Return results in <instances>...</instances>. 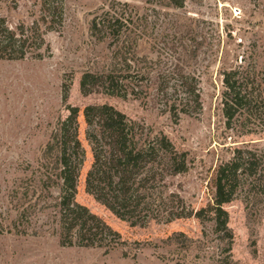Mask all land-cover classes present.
Here are the masks:
<instances>
[{
    "label": "rangeland",
    "instance_id": "1",
    "mask_svg": "<svg viewBox=\"0 0 264 264\" xmlns=\"http://www.w3.org/2000/svg\"><path fill=\"white\" fill-rule=\"evenodd\" d=\"M39 1L2 0L0 13L12 27L29 24L38 14ZM64 1V22L44 35L40 56L0 61V214L7 229L17 215L14 195L40 183L35 169L41 151L69 107L80 110L81 133L83 108L106 104L185 152L188 171L168 178L166 186L188 210L212 203L215 170L242 140L251 139L264 159V134L236 138L221 112L223 71L242 67L264 72V0H181V6L173 0H117L127 2L139 19V55L154 61L156 70L177 66L199 81L202 111L177 121L157 105L152 87L149 97L141 99L81 94L82 74L108 63V41H98L89 28L111 0ZM88 151L75 201L120 233L125 246L111 252L62 247L49 212L37 213L29 231L39 235L0 234V264H264V176L258 184L244 181V189L224 206L230 237L221 238L206 218L131 227L86 193ZM50 193L47 200L58 195L56 188ZM122 249L130 254L124 256Z\"/></svg>",
    "mask_w": 264,
    "mask_h": 264
},
{
    "label": "trees",
    "instance_id": "2",
    "mask_svg": "<svg viewBox=\"0 0 264 264\" xmlns=\"http://www.w3.org/2000/svg\"><path fill=\"white\" fill-rule=\"evenodd\" d=\"M173 3L182 4L181 0ZM37 12L29 24L15 27L0 13V61L40 56L44 35L64 22L65 1L40 0ZM138 23L131 6L117 0H111L93 17L90 33L100 42L108 41L109 59L103 68L82 74L81 94L141 99L149 97L152 87L157 105L172 119L200 114L203 106L198 79L177 66L170 71L156 70L154 61L139 55L143 33ZM154 73L157 77L151 79ZM221 77L226 129L238 139L263 135L264 72L236 67L223 71ZM67 110L68 115L56 123L41 151L35 169L40 183L14 195L16 219L7 229L0 214V234L37 236L36 230L29 231L32 218L49 212L46 214L62 247L111 252L125 246L120 233L75 201L87 149L90 165L84 176L86 193L131 227L206 218L221 238L230 237L224 206L235 199L238 189H244L247 180L262 182L263 155L251 145V139L242 140L233 148L231 158L215 170L212 203L198 211L188 210L178 194L167 193L166 186L168 178L188 171L187 154L177 151L165 135H152L144 124L106 104L83 108L85 129L81 133L80 110ZM53 188L58 195L47 200L45 195L51 196ZM122 253L127 256L130 251L122 249Z\"/></svg>",
    "mask_w": 264,
    "mask_h": 264
}]
</instances>
